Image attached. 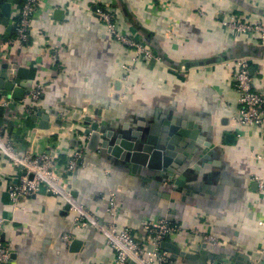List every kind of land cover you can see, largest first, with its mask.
<instances>
[{"label":"crops","instance_id":"1","mask_svg":"<svg viewBox=\"0 0 264 264\" xmlns=\"http://www.w3.org/2000/svg\"><path fill=\"white\" fill-rule=\"evenodd\" d=\"M152 1L41 0L33 20L36 32L28 42L0 50V62L29 69V91L42 87L35 112L42 117L32 122L27 101L17 102L14 112H4L2 135L21 152L55 150L64 164L82 148L78 169L66 176L78 201L108 222V198L116 194L118 225L133 227V235L142 243L146 218L164 217L180 225L183 230L166 242L197 255L193 260L179 257L173 264L252 263L259 258L257 251L264 249L260 225L264 194L253 181L256 176L264 179V162L256 158L264 152V128L244 127L233 120L240 106L227 63L253 60L255 84L264 93V49L255 35L232 36L222 18L235 15L264 21V0H174L170 8L156 9ZM21 4L14 6L11 24ZM97 6L114 14L120 31L145 43L162 59L139 62L129 88L123 78L131 51L93 14ZM4 33L0 26V42L8 39ZM166 113L187 115L202 131L203 147L211 144L205 150L195 145L198 160L208 151L213 153L211 162L202 167L222 177L214 180L211 193L201 186L195 192L185 183L181 192L169 188L167 197L162 185L158 189L130 167L103 158L100 147L89 148L87 116L93 122L132 126L135 119L153 122L156 114ZM44 123L46 135L38 133ZM228 136L233 140L227 141ZM19 177L0 153V219L8 220L3 240L12 253L9 264H116V253L98 230L74 226L62 198L41 190L23 201L24 212H14L8 188ZM191 229L216 236L218 245L203 244ZM65 235H71L72 241L67 242ZM75 240L83 245L73 252Z\"/></svg>","mask_w":264,"mask_h":264},{"label":"built area","instance_id":"2","mask_svg":"<svg viewBox=\"0 0 264 264\" xmlns=\"http://www.w3.org/2000/svg\"><path fill=\"white\" fill-rule=\"evenodd\" d=\"M41 0H22L18 14L12 21L14 36L0 42V50L15 44L26 43L36 32L33 20L36 9ZM174 0H154L152 6L156 8H170ZM93 14L102 20L111 35L131 51L130 63L124 65L123 82L129 88L132 73L141 61L161 62V57L155 54L145 43L123 33L117 27L114 14L102 6L93 9ZM222 25L232 36L255 35L264 47V21H251L235 15H225ZM231 68V86L238 95L239 110L233 120L244 127L264 128V93L256 87L255 75L251 74L253 60L239 59L228 62ZM42 95V87L37 86L25 96L28 108L26 113L34 115ZM0 125V153L7 158L8 164L20 173L19 182L13 183L8 188L10 203L14 212L26 210L23 201L46 190L54 196L62 198L70 206L74 226L77 229L89 227L98 230L105 238L106 245L116 253V264H173L171 256L160 248L163 242L179 234L183 228L165 218H146L143 229L146 233V242H139L133 235V227L121 228L118 225L119 205L116 194L108 198L107 214L111 218L108 222L101 221L90 210L84 207L73 196V189L66 176L75 172L82 160L84 150H75L70 154L69 160L64 164L55 150L33 154L30 151L21 152L16 146L7 141L2 135ZM86 139V138H84ZM84 147V146H82ZM257 160L264 162V152L257 155ZM258 191L264 194V179L253 178ZM8 220L0 219V264H9L12 259L11 250L4 243L3 236ZM260 225L264 226V221ZM190 233L200 238L203 244L215 247L218 238L210 234H202L191 229ZM65 240L71 242L73 237L65 235ZM259 258L249 264H262L264 249L257 251ZM209 264H229L219 260H212Z\"/></svg>","mask_w":264,"mask_h":264},{"label":"water","instance_id":"3","mask_svg":"<svg viewBox=\"0 0 264 264\" xmlns=\"http://www.w3.org/2000/svg\"><path fill=\"white\" fill-rule=\"evenodd\" d=\"M21 3L22 0H0V26L5 27L4 36L7 38L13 33L11 20L15 12L14 6ZM263 49L264 47L261 51ZM250 71L255 75L253 69ZM29 74V69L20 67L15 62H0V125L3 124L5 110L14 112L16 103L22 102L30 92L32 81ZM40 117L42 113L37 112L31 120L36 123ZM86 122L90 126L85 135L89 137V148L92 151H98L100 147L101 153H104L103 158L116 165L122 163L125 167H130L134 174H139L143 181L151 185L154 183L158 189L162 185L161 190L162 192L167 190V197L170 195L169 188L181 192L185 183L194 188L195 192L198 191L197 187L201 186L205 188V193H211L214 190V180L222 178L202 167L204 163L211 162L212 152L208 151L202 156L203 160H198L199 153L198 150L195 151V145L198 143L203 147L199 138L202 131L197 130L187 115L174 114L170 117L168 113L156 114L153 122L135 119L132 126L128 122L123 125L114 121L110 124L106 120L93 122L90 116L86 117ZM9 126H13V122H10ZM38 128L41 129L39 134L46 135L43 132L46 128L45 123L39 124ZM229 140H233V136H228L227 141ZM210 147L211 144L203 149ZM183 174L186 175L180 180L177 179ZM73 196L76 198L74 192ZM67 209L70 210L69 205ZM82 245V241L75 240L71 244V251H79L78 248ZM160 248L168 253L173 261L179 257L193 260L197 255V252L196 255L185 252L169 242H163Z\"/></svg>","mask_w":264,"mask_h":264}]
</instances>
